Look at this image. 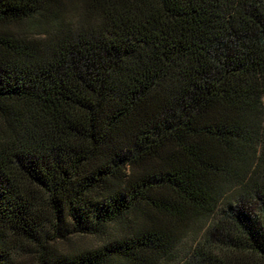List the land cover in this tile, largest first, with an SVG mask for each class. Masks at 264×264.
Instances as JSON below:
<instances>
[{
    "label": "trees",
    "instance_id": "trees-1",
    "mask_svg": "<svg viewBox=\"0 0 264 264\" xmlns=\"http://www.w3.org/2000/svg\"><path fill=\"white\" fill-rule=\"evenodd\" d=\"M0 264H264V0H0Z\"/></svg>",
    "mask_w": 264,
    "mask_h": 264
},
{
    "label": "rangeland",
    "instance_id": "rangeland-1",
    "mask_svg": "<svg viewBox=\"0 0 264 264\" xmlns=\"http://www.w3.org/2000/svg\"><path fill=\"white\" fill-rule=\"evenodd\" d=\"M90 241H92L90 238H79V239H75V242L76 243H89ZM186 245L185 246H188L190 244L189 240L186 239Z\"/></svg>",
    "mask_w": 264,
    "mask_h": 264
}]
</instances>
